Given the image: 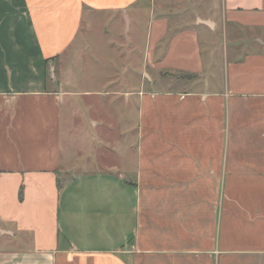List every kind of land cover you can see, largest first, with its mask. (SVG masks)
<instances>
[{"label":"crops","instance_id":"crops-1","mask_svg":"<svg viewBox=\"0 0 264 264\" xmlns=\"http://www.w3.org/2000/svg\"><path fill=\"white\" fill-rule=\"evenodd\" d=\"M0 234V264H264V0H0Z\"/></svg>","mask_w":264,"mask_h":264},{"label":"rangeland","instance_id":"rangeland-1","mask_svg":"<svg viewBox=\"0 0 264 264\" xmlns=\"http://www.w3.org/2000/svg\"><path fill=\"white\" fill-rule=\"evenodd\" d=\"M148 20H149V18L147 17V19L145 21H142V23H141V31L142 32H141V36L139 38V47H142L143 49L145 48V45H146V39H147L146 36H147V30H148V24H149ZM219 42L222 43L223 39L220 38ZM137 56H139V53H137ZM126 141H127L128 146L132 145V143L134 142L133 134L127 133ZM22 247H26V244L14 242L10 238H8L7 236H2L0 234V250L9 249V248H22Z\"/></svg>","mask_w":264,"mask_h":264}]
</instances>
